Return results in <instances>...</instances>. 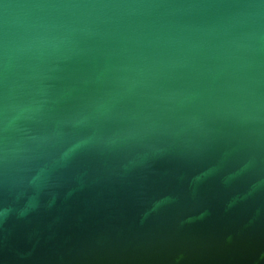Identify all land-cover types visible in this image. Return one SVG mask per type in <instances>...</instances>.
Returning <instances> with one entry per match:
<instances>
[{"label": "water", "instance_id": "95a60500", "mask_svg": "<svg viewBox=\"0 0 264 264\" xmlns=\"http://www.w3.org/2000/svg\"><path fill=\"white\" fill-rule=\"evenodd\" d=\"M0 264H264V0H0Z\"/></svg>", "mask_w": 264, "mask_h": 264}]
</instances>
